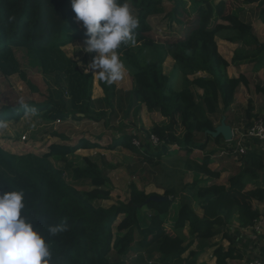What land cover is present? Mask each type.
Returning <instances> with one entry per match:
<instances>
[{"label": "trees", "instance_id": "trees-1", "mask_svg": "<svg viewBox=\"0 0 264 264\" xmlns=\"http://www.w3.org/2000/svg\"><path fill=\"white\" fill-rule=\"evenodd\" d=\"M241 1L244 6L264 7V0ZM128 2L139 19L137 43L134 47L122 46L119 55L132 74L134 86L122 90L100 80L103 97L94 98L93 74H85L78 61L64 50L86 38L85 29L75 19L71 0H0L1 74L19 75L33 89L29 70L54 75L66 80L64 91L68 94L51 93L41 104L27 103V109L4 105L0 108V123L22 124L28 116L41 125L58 119L89 120L110 129L112 123L122 119L141 132L143 144L148 143L136 147L132 139L140 137L130 132L107 149L121 144L153 167L166 156L183 153L184 158L176 159L181 163L177 170L192 173L193 181L185 183L183 179L177 186L165 177L163 182H170L160 186L170 200L162 202L148 201L154 194L132 182L125 202L103 205L101 202L111 200L113 182L108 171L116 166L101 165L89 156L82 157L79 165L70 160L69 156L79 149L103 147L82 138L75 145L55 142L43 154H13L0 146V190H23L24 214L38 219L40 225L67 223L68 230L52 239L57 264H136L128 260L131 254L150 248L157 254V264H198L211 248L216 264L242 260L240 234L250 229L262 212L240 202L229 191L242 192L248 184L264 179V152L258 148L257 139L246 143V154L241 157L243 171L223 184L219 181L221 171L212 169L211 163L223 149L219 145L224 138H214L207 131L215 130L213 118L219 112L226 115L231 110L240 87L250 86L245 73L231 77L228 67L250 64L254 72L264 70V41L255 33L253 23L241 17L244 8L227 13L223 0H167L170 8L165 0ZM160 14H166L170 26H178L182 35L157 38L150 18ZM262 18L264 22V9ZM217 37L242 43L246 48H238L229 62L219 52ZM145 49L149 50L146 54ZM168 56L175 61L170 75L164 72ZM174 75L180 79L177 88ZM255 90L264 96V86L257 85ZM143 105L149 112L160 113L164 121L146 128L140 119ZM254 112L250 100L245 129L259 116ZM151 135L159 138L156 147L150 143ZM211 143L218 148L210 149ZM196 150L204 152L202 159L192 156ZM54 159L63 162L64 168L56 167ZM67 171L85 188L67 181ZM257 193L264 195V190L253 192ZM212 202L217 208L214 217H201L195 210V206L203 208ZM175 205H179L177 214L173 212ZM234 220L238 227L233 231L229 224ZM145 229L158 238H147ZM219 236L228 241V246L211 242ZM197 241L198 249H192Z\"/></svg>", "mask_w": 264, "mask_h": 264}, {"label": "rangeland", "instance_id": "rangeland-1", "mask_svg": "<svg viewBox=\"0 0 264 264\" xmlns=\"http://www.w3.org/2000/svg\"><path fill=\"white\" fill-rule=\"evenodd\" d=\"M219 1V0H218ZM221 1V0H220ZM224 1V0H223ZM226 2V1H225ZM165 4L168 5L167 7L170 8V2L165 0ZM227 13H231L234 10L238 11L239 8L242 6L241 0H227ZM245 11L241 13V17L245 20H249L253 23L255 33L259 37L261 41H264V22L262 18V11L264 7L260 8L257 4L250 5L245 7ZM166 14L155 15L150 18V23L153 27V33L157 38H169L170 36H181L182 32L180 28L176 25L173 27L170 26L169 22L167 21ZM82 25L81 22H78ZM169 24V25H168ZM154 37V36H153ZM154 37V38H156ZM156 40V39H155ZM151 45L154 42L150 43ZM84 47V40L75 41L67 46L64 47L66 54L74 58L80 66L84 69L92 60L93 56L96 55L95 53H87L83 50ZM219 47V46H218ZM244 47V45L242 46ZM240 48L237 47L236 50ZM246 48V47H244ZM228 49V48H227ZM229 50V49H228ZM233 50V47L230 48ZM234 51V54L236 52ZM149 50L145 49L144 53H148ZM19 56L21 54L19 53ZM26 65L23 62V67ZM172 66L170 64H166V70L170 71ZM242 73L248 75V79L250 81V86L241 89L238 91V96L242 98L243 103L239 102L234 105L231 110H229L226 115H223L221 112L214 117L215 126H219L223 119L225 122L233 127V129H241L244 128L246 122V110L248 108V104L250 100L255 107V112L259 116H264V96L256 92L255 87L257 85L264 86V70L260 72H254L253 67L250 64H243L241 68ZM29 78L31 79L35 89L30 88L28 84L21 79L19 75H13L10 77H4L0 72V108L4 105L6 106H17L18 100L23 97L27 103H36L41 104L51 93H54L56 96L60 92H64L65 96L67 97L68 94L64 89L66 88V80L64 78H56L54 75H43L41 73H37L36 71L29 70ZM128 71H126L125 78L115 84L119 89L126 90L131 88V83L134 84V80ZM175 77V75H174ZM177 77V76H176ZM175 77V81H176ZM95 78L94 82V90L93 96L94 98L103 97V91L99 85L100 79L97 77ZM176 82V88H177ZM202 91V90H201ZM142 111V109H141ZM148 111V110H147ZM149 112V111H148ZM155 113V112H149ZM157 113V112H156ZM160 114V113H159ZM140 119L141 112H140ZM154 117L150 115V120H147V127H151L155 123L153 122ZM72 122V121H71ZM66 121H61V123H54L48 125H41L32 121L31 118L28 116L24 117L23 123H13L10 126H4V128L0 129V143L6 148V151L12 152L13 154H26L23 150L18 148L17 146H12L13 141L20 140L24 135L28 137L33 142H38L43 144V149H37V152L43 154L48 149V146L53 143V139L56 137L59 138L60 135L66 136L68 139L77 140L80 137H84L89 134L93 139H97L96 136H103V142L105 143H112L115 138H119L124 133H134L136 136L144 138L139 130H135L132 128L131 123L128 121H122V119L114 122L111 124V128L107 129L103 125V123H94L92 121H86L85 123H71ZM143 122V121H142ZM130 123V125H129ZM145 126V125H144ZM94 132V133H93ZM53 134H58L57 136ZM238 139V138H235ZM52 140V141H51ZM59 140V139H58ZM62 141L63 139L60 138ZM69 141V142H70ZM44 142V143H43ZM55 142V141H54ZM63 142H65L63 140ZM220 148L218 154V161L215 162V167L225 171L226 175L223 177L224 180L227 182L231 176H234L243 171L244 165L241 158L236 159L232 153H230L231 149L235 147L234 140L233 141H221L219 145ZM210 149L215 148L214 143L210 144ZM258 148L262 150L264 148V144H259ZM221 151L228 152L227 155H220ZM263 151V150H262ZM95 153V154H94ZM37 154V153H35ZM93 158L94 160L98 161L101 165L106 163H113L116 164L118 167L111 171L109 177L113 182V191L111 200L108 202H101L103 205H109L113 203L125 202L128 198L129 192V185L130 183L134 182L138 184L141 188L145 189L148 193L157 194V195H164L162 191L163 188H160L159 185H165L164 183L173 181L172 185H177L180 183L181 180H185L187 182H191L193 180V174L190 172H186L181 174V171H178V168H181V163L179 160L176 159L184 158L182 154L173 153L170 156H166L162 159V162L159 166L153 167L149 164H146L142 161V156L137 155L134 152H130L125 148H117L113 151H94ZM201 155L198 150H196L192 156ZM70 160L74 161L77 165H79L82 161L81 155L79 153H75L74 155L69 156ZM53 163L58 168H64V163L59 162L57 160H53ZM218 166H217V165ZM67 181L77 185L79 189L85 188L82 184L76 183L71 179L70 173L67 171L65 175ZM165 177L169 178L167 181ZM221 180V178H220ZM161 189V190H159ZM255 190L262 191L264 190V179H261L254 184L247 185L246 189L242 192L239 191H229L230 195L238 200H242L251 206H256L262 213H264V195H259L261 193H257L254 195L253 192ZM154 192V193H152ZM195 210L201 217H214L217 212L216 202H212L206 205L203 208L195 206ZM179 211V205L173 206L174 214H177ZM238 224L237 221L234 220L233 223L229 224V228L235 229L237 228ZM187 233V230H185ZM243 232V231H242ZM247 232V234H246ZM243 237L241 238V244L245 245H252L250 241L253 234L247 230ZM243 233V234H244ZM221 236L211 240V242H221ZM247 249V253L242 261L238 262H231V264H248L250 261L254 259H259L263 261V257L255 250V248ZM199 241L195 243L193 246L194 249H198ZM129 261H133L136 264H157V254L154 251V248L147 249L145 251L138 252L136 254H131L128 259ZM210 257L207 258L206 264H209ZM264 262V261H263Z\"/></svg>", "mask_w": 264, "mask_h": 264}, {"label": "clouds", "instance_id": "clouds-1", "mask_svg": "<svg viewBox=\"0 0 264 264\" xmlns=\"http://www.w3.org/2000/svg\"><path fill=\"white\" fill-rule=\"evenodd\" d=\"M71 6L85 29L83 50L96 54L85 74L91 72L109 86L122 81L126 66L119 49L136 45L139 27L128 0H71ZM18 104L28 108L23 97ZM25 208L23 190H0V264H57L52 239L68 230L67 223L40 225L38 219L24 214Z\"/></svg>", "mask_w": 264, "mask_h": 264}, {"label": "crops", "instance_id": "crops-1", "mask_svg": "<svg viewBox=\"0 0 264 264\" xmlns=\"http://www.w3.org/2000/svg\"><path fill=\"white\" fill-rule=\"evenodd\" d=\"M218 1V0H217ZM220 1V0H219ZM224 1H226L227 2V0H224ZM247 6H250V5H246V6H244L243 4H242V6L240 7V8H244V10L246 9L245 7H247ZM258 6V5H257ZM235 11V10H234ZM217 43H218V48H219V52L225 57V59H227L229 62H231V60L233 59V57H234V51L236 50V48L237 47H242L243 46V44L242 43H239V44H237V43H232V42H229V41H227V40H225V39H222L221 37H217ZM231 47H233V50L231 51L230 50V48ZM229 50H228V49ZM74 59V58H73ZM166 64H170L171 66H172V68H171V70L170 71H168V70H166ZM174 64H175V61H174V59L171 57V56H168L166 59H165V62H164V72H165V74H168V75H170V74H172L173 73V67H174ZM243 64H241V65H230L229 67H228V74L231 76V77H237V76H239L242 72H241V70H239L240 68H241V66H242ZM126 71H128L127 69H126ZM129 72V71H128ZM130 73V72H129ZM131 75V77H132V74H130ZM248 76V75H247ZM98 78V77H97ZM133 78V77H132ZM99 79V78H98ZM94 80H95V78H94ZM134 80V79H133ZM176 81L178 82V85L180 84V79L178 78V77H176ZM133 86H134V84H132L131 83V88H129V89H126V90H131L132 88H133ZM246 86H244V85H242L241 87H240V89H239V91H241V89H243V88H245ZM103 91V90H102ZM199 93H202V91L201 90H197ZM239 93V92H238ZM238 93H237V96H236V101H235V103H234V105H236V103H239V102H242L243 103V101H241V100H243L242 98H240L239 96H238ZM103 96V95H102ZM233 105V106H234ZM150 115H153V117H154V121L153 122H149V123H161V122H163L164 121V117L161 115V114H159V113H149L148 111H147V108L145 107V105H143V107H142V111H141V118H142V123H143V125H145V127L146 128H149V127H147L146 126V124L148 123L147 122V120H150ZM86 121H89V120H83V121H80V122H77V123H85ZM66 122H71V121H66ZM90 122V121H89ZM93 122V121H92ZM71 123H76V121H72ZM95 123V122H94ZM1 128H4V126H2V127H0V129ZM106 128V127H105ZM94 133V132H93ZM60 136H64V135H60ZM97 137V139L95 138V140H90V138L91 139H93L89 134H87L86 136H84V137H80V139H77V140H71L70 141V139H68L67 141H65V142H63V140L61 141L60 140V138L61 137H56L55 139H53V143H62V144H68V145H75L76 143H78L82 138H86V139H88V140H90V142H92V143H95V142H98L101 146H103V147H97V148H87V149H79L76 153H79V155H81V157H84V156H89V157H92L93 156V152L94 151H99V153H101V150L102 151H113V150H115V149H117V148H125V147H123L121 144H118V146L117 147H115V149H107V145H111V144H114V143H116L117 141H119V139L121 138V136L119 137V138H115L114 139V141L112 142V143H105V142H103V136H96ZM63 138V137H62ZM59 139V140H58ZM52 141V140H51ZM55 141V142H54ZM70 141V142H69ZM52 143V144H53ZM51 145V144H50ZM49 145V146H50ZM215 145V144H214ZM0 146L2 147V148H4L5 150H6V148L0 143ZM48 146V147H49ZM215 147H217L218 148V146H216L215 145ZM48 149V148H47ZM125 149H127V148H125ZM128 150V149H127ZM130 151V150H129ZM130 152H132V151H130ZM195 152V151H194ZM198 152H200L201 153V155H197V156H193V157H197V158H199V159H202L203 157H204V152H202V151H198ZM222 152L223 151H221V153H220V155H222ZM95 154V153H94ZM179 154H182L183 155V153H179ZM218 154L219 153H217L215 156H213V160H212V163H211V168L212 169H218V170H220L221 171V180H219L221 183H223V184H225L226 183V181L224 180V176L226 175V173H224L225 171H222L221 169H219V168H217V167H215L214 165H215V162H217L218 161V159H219V157H218ZM225 155H227V154H225ZM108 164H112V165H115L116 167L114 168V169H110L109 171H108V175L110 174V172L111 171H113V170H115L118 166L116 165V164H113V163H106V166L108 165ZM217 165V164H216ZM218 166V165H217ZM193 181V180H192ZM191 181V182H192ZM191 182H187V181H185V183H191ZM249 185V184H248ZM76 187H77V185H75ZM140 187V186H139ZM159 187L160 188H162L160 185H159ZM84 189V188H83ZM159 190H161V189H159ZM146 191V190H145ZM163 192H164V188H163V190H162ZM147 192V191H146ZM148 193V192H147ZM152 193H154V192H152ZM149 194V193H148ZM110 201V200H109ZM108 201V202H109ZM240 202H242V203H244L241 199L239 200ZM107 202V201H106ZM110 205V204H109ZM249 205V204H248ZM251 206V205H250ZM264 206V205H263ZM254 207H256V206H254ZM257 208V207H256ZM262 212V211H261ZM262 214H264V213H262ZM238 224V223H237ZM238 227V226H237ZM233 231H234V229H232ZM235 230H236V228H235ZM249 230V229H248ZM247 230H245V231H243V233L244 232H246ZM250 231V230H249ZM251 232V231H250ZM242 232H241V237H240V239L242 238L243 239V237H244V235H245V233L243 234ZM252 233V232H251ZM144 234H145V236L147 237V238H153V239H157L158 237L156 236V234L155 233H153V234H151L147 229H145L144 230ZM246 234H247V232H246ZM253 235L252 236H250L251 237V239H250V241L252 242V245L250 246V245H248L247 243L245 244V245H243V244H241V246H240V248H241V252L244 254V257H245V255H246V253H247V249H248V247L250 246V248H255V250L263 257V261H264V232L262 233V234H257V233H252ZM244 240V239H243ZM223 244H224V246H228V241L227 240H223V241H221ZM240 243H241V241H240ZM192 249H194L193 247H192ZM213 251H214V248H211V249H208L207 251H206V253H204L202 256H201V258L199 259V261H198V264H206V262L205 261H207V258L208 257H210V261H209V264H216V258L214 257V255H213ZM244 259V258H243ZM242 259V260H243ZM242 260H232V261H229V263L231 264V262H238V261H242Z\"/></svg>", "mask_w": 264, "mask_h": 264}, {"label": "built area", "instance_id": "built-area-1", "mask_svg": "<svg viewBox=\"0 0 264 264\" xmlns=\"http://www.w3.org/2000/svg\"><path fill=\"white\" fill-rule=\"evenodd\" d=\"M62 120L58 119L56 123H61ZM234 136L233 140L235 143V147L233 148L234 151L232 155L238 159L241 158L244 154H246V143H252L254 139H257L260 144H264V116H258L253 120V125L248 128H241V129H233ZM238 138V139H235ZM142 138L134 137L132 139L133 144L136 147H143V145H147V143L143 144ZM232 140V141H233ZM44 143V142H43ZM150 143L153 147H156L160 141L159 138L155 135H151ZM12 146H17L26 154L28 153H37V149H43V144L38 142H33L26 135H24L20 140L13 141ZM259 145V144H258ZM172 148H177V146H173ZM264 152V148H262ZM261 150V151H262ZM15 152V151H12ZM11 152V153H12ZM228 154V152L223 151L222 155ZM252 233L262 234L264 232V214H262L259 219H257L254 223V225L249 229ZM248 264H264L263 261L259 259H254L250 261Z\"/></svg>", "mask_w": 264, "mask_h": 264}, {"label": "water", "instance_id": "water-1", "mask_svg": "<svg viewBox=\"0 0 264 264\" xmlns=\"http://www.w3.org/2000/svg\"><path fill=\"white\" fill-rule=\"evenodd\" d=\"M83 116V115H80ZM207 133L211 134L214 138H217L219 136H222L225 141H232L234 132L233 127L225 122V119L222 120L221 124L215 128L213 131H207ZM156 201V202H162V201H168L170 200L169 196L165 195H152L148 201Z\"/></svg>", "mask_w": 264, "mask_h": 264}]
</instances>
